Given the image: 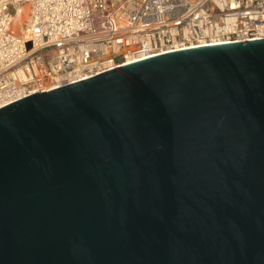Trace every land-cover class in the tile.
<instances>
[{"label": "water", "instance_id": "95a60500", "mask_svg": "<svg viewBox=\"0 0 264 264\" xmlns=\"http://www.w3.org/2000/svg\"><path fill=\"white\" fill-rule=\"evenodd\" d=\"M0 264H264V40L0 109Z\"/></svg>", "mask_w": 264, "mask_h": 264}, {"label": "built area", "instance_id": "2783aa9c", "mask_svg": "<svg viewBox=\"0 0 264 264\" xmlns=\"http://www.w3.org/2000/svg\"><path fill=\"white\" fill-rule=\"evenodd\" d=\"M264 40V0H0V109L171 52Z\"/></svg>", "mask_w": 264, "mask_h": 264}]
</instances>
